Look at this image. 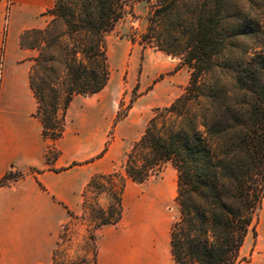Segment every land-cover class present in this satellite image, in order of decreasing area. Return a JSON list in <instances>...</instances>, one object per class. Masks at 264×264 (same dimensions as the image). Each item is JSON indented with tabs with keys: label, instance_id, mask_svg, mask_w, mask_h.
Segmentation results:
<instances>
[{
	"label": "trees",
	"instance_id": "trees-1",
	"mask_svg": "<svg viewBox=\"0 0 264 264\" xmlns=\"http://www.w3.org/2000/svg\"><path fill=\"white\" fill-rule=\"evenodd\" d=\"M132 1L56 0L46 27L22 35V46L39 51L30 87L35 117L51 142L61 138L73 98L106 87L105 36ZM148 21L142 42L180 57L191 72L183 94L153 111L127 154L126 176L143 183L167 163L176 169L180 216L170 243L177 264H239L264 197V50L221 58L229 39L228 0H154ZM247 28L252 32L239 35L262 39L256 26ZM12 179L6 175L0 187ZM103 182L119 207L125 178L98 175L88 189H103ZM117 221L106 217L102 224Z\"/></svg>",
	"mask_w": 264,
	"mask_h": 264
},
{
	"label": "crops",
	"instance_id": "crops-1",
	"mask_svg": "<svg viewBox=\"0 0 264 264\" xmlns=\"http://www.w3.org/2000/svg\"><path fill=\"white\" fill-rule=\"evenodd\" d=\"M12 1L11 6L10 0H0V180L11 170L24 177L0 187V264H54L63 224L79 210L84 187L92 175L112 167H102L105 158L85 163L104 141L103 117L96 115L92 127L83 113L71 117L88 106L89 96L71 101L56 141L60 154L53 165L46 164L48 141L35 117L38 103L30 87L38 51L22 46L21 35L46 27L49 21L40 14L54 0ZM97 236L95 264H177L168 230L110 225L99 228Z\"/></svg>",
	"mask_w": 264,
	"mask_h": 264
},
{
	"label": "rangeland",
	"instance_id": "rangeland-1",
	"mask_svg": "<svg viewBox=\"0 0 264 264\" xmlns=\"http://www.w3.org/2000/svg\"><path fill=\"white\" fill-rule=\"evenodd\" d=\"M10 2L12 6L14 2ZM54 3L55 0L51 7ZM153 3L154 0H133L126 6L123 17L105 36L110 73L106 87L98 95L89 96L92 101L85 109L79 107L71 113L73 118L85 114V124L90 127L96 125L92 122L96 115L103 117V124L99 123V128L104 130L103 145L99 153L85 163L105 158L102 167H112V170L92 175L84 187L79 210L70 212L63 224L54 264H95L97 230L103 226L157 227L162 232L168 230L171 235V228L179 219L178 174L170 163L143 183L132 181L125 173L127 154L143 135L153 111L169 106L183 94L190 79V68L180 57L142 42ZM48 10L40 14L46 21L50 20ZM242 22L246 27L241 26ZM247 24L256 26L262 39L252 34L239 35L251 31ZM228 36L227 49L221 58H246L248 53L264 50L261 47L264 44V0H228ZM67 116L68 110L65 124ZM44 139L48 141L46 164L51 166L60 151L56 141ZM91 143L95 140L90 139ZM10 173L13 179L7 184L24 177L19 171ZM110 173L125 178L119 207L110 196L111 185L107 182H103V189H88L93 177ZM114 182L120 187L119 178ZM106 217L118 221L103 225ZM239 264H264V197L255 212L253 228L242 247Z\"/></svg>",
	"mask_w": 264,
	"mask_h": 264
}]
</instances>
